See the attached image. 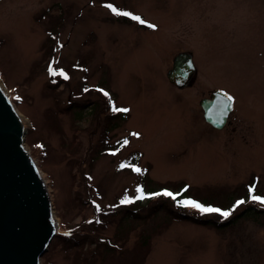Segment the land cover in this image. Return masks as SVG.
<instances>
[{
  "label": "rangeland",
  "instance_id": "rangeland-1",
  "mask_svg": "<svg viewBox=\"0 0 264 264\" xmlns=\"http://www.w3.org/2000/svg\"><path fill=\"white\" fill-rule=\"evenodd\" d=\"M0 82L59 224L41 264H264V0H0ZM217 88L223 129L200 105ZM183 190L232 214L178 217L162 193Z\"/></svg>",
  "mask_w": 264,
  "mask_h": 264
},
{
  "label": "water",
  "instance_id": "water-1",
  "mask_svg": "<svg viewBox=\"0 0 264 264\" xmlns=\"http://www.w3.org/2000/svg\"><path fill=\"white\" fill-rule=\"evenodd\" d=\"M196 71L192 54L181 52L167 77L184 88ZM234 104V97L220 88L200 101L204 119L215 129L226 126ZM26 133L15 104L0 84V264H41L59 229L48 183L25 148Z\"/></svg>",
  "mask_w": 264,
  "mask_h": 264
},
{
  "label": "snow or ice",
  "instance_id": "snow-or-ice-1",
  "mask_svg": "<svg viewBox=\"0 0 264 264\" xmlns=\"http://www.w3.org/2000/svg\"><path fill=\"white\" fill-rule=\"evenodd\" d=\"M109 7H111V5H109ZM112 11L117 14V15H122V16H131V18L135 21H138L140 24H144L145 21L142 20L139 16H134L132 15L131 13H128V12H118L115 8H112ZM148 27L150 28H154L155 26L154 25H151L149 24ZM55 74V73H53ZM61 75H64L63 73H60ZM65 79H67V76H65ZM105 95H108L107 93H104ZM229 100H231L232 98L231 97H228ZM113 111H128V109H118V108H113ZM125 143H127V141H125ZM136 171H140V169H135ZM253 191V189H250V192ZM157 195H161V194H157ZM162 195H165V196H169V197H172L173 199H175V196L171 193V192H164L162 193ZM138 199H143V195H141L140 197H138ZM252 199L254 201H258L260 202L261 204H264V198H261V197H258V196H253ZM122 203H131V201H128V200H125V201H122ZM184 206L185 207H191V208H196L198 209L201 213H218L219 215H221L222 217L224 218H227L229 217L232 213L230 211H222L221 209L219 208H214V207H204L202 206L201 204L195 202V201H184ZM245 201L243 200H240L237 202V205H241V204H244Z\"/></svg>",
  "mask_w": 264,
  "mask_h": 264
},
{
  "label": "trees",
  "instance_id": "trees-1",
  "mask_svg": "<svg viewBox=\"0 0 264 264\" xmlns=\"http://www.w3.org/2000/svg\"><path fill=\"white\" fill-rule=\"evenodd\" d=\"M107 101V106H108V110H109V112L111 113V114H113V115H111L112 117L113 116H117L116 114L117 113H115L116 111H113V108L115 107V108H118V109H120L119 107H116L114 104H109L108 105V102H110L109 100H106ZM95 109H96V107H95ZM125 115V114H124ZM124 117H126V116H124ZM185 190H183L181 193L180 192H177V193H174L173 195L175 196V199H174V205L172 206V210H174V211H176L177 213V215H178V217H181V218H183V217H187V215L184 213L183 214V212H181V210H184V209H186L187 207H185L184 206V201H187V199H184V196H182L181 197V194L184 192ZM185 194V193H184ZM141 195H143V198H145V197H147V198H153V197H155V195H156V191H146V193H143V191H142V194ZM142 200V199H141ZM139 202H140V200H139ZM129 213H131V214H135L136 212L134 211V210H130L129 211ZM191 217V216H190ZM192 217L194 218H196V219H202V218H199V217H196L195 215H192ZM232 221L231 220H226V221H224V222H221V223H219L220 225H221V227H226V226H228L230 223H231Z\"/></svg>",
  "mask_w": 264,
  "mask_h": 264
},
{
  "label": "bare ground",
  "instance_id": "bare-ground-1",
  "mask_svg": "<svg viewBox=\"0 0 264 264\" xmlns=\"http://www.w3.org/2000/svg\"><path fill=\"white\" fill-rule=\"evenodd\" d=\"M0 84L2 85V83L0 82ZM3 86V85H2ZM4 87V86H3ZM18 112H19V110H18ZM20 114V113H19ZM21 119H22V122H23V125H24V122H25V119L24 118H22L21 117ZM24 127H25V125H24ZM55 213V212H54Z\"/></svg>",
  "mask_w": 264,
  "mask_h": 264
}]
</instances>
